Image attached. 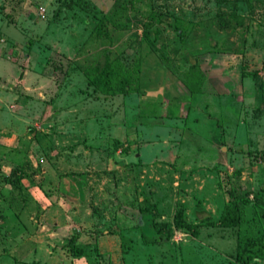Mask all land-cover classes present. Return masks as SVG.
I'll list each match as a JSON object with an SVG mask.
<instances>
[{"label": "rangeland", "instance_id": "rangeland-1", "mask_svg": "<svg viewBox=\"0 0 264 264\" xmlns=\"http://www.w3.org/2000/svg\"><path fill=\"white\" fill-rule=\"evenodd\" d=\"M0 264H264V0H0Z\"/></svg>", "mask_w": 264, "mask_h": 264}, {"label": "trees", "instance_id": "trees-1", "mask_svg": "<svg viewBox=\"0 0 264 264\" xmlns=\"http://www.w3.org/2000/svg\"><path fill=\"white\" fill-rule=\"evenodd\" d=\"M102 25H98L96 28H95V32L98 36L100 35H104L106 36L107 33L105 31L102 30ZM107 71H104V73H101L99 75H96L94 76V78L91 79L92 82H94L100 91L102 92H114L116 91L114 87H118L120 84H121V79L119 76H116V75H109L108 73H106ZM91 73H92V70H91ZM104 82V85L102 86L101 82ZM106 82V84H105ZM105 86V87H104ZM228 220H234L235 221V218H233V216H231L229 214V212L226 214V216H221L219 218V221L222 223V224H226L228 222Z\"/></svg>", "mask_w": 264, "mask_h": 264}]
</instances>
